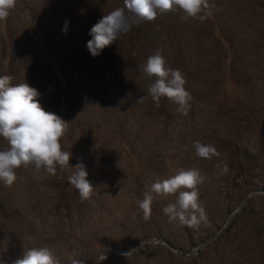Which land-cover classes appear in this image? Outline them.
I'll list each match as a JSON object with an SVG mask.
<instances>
[{
    "label": "rangeland",
    "instance_id": "1",
    "mask_svg": "<svg viewBox=\"0 0 264 264\" xmlns=\"http://www.w3.org/2000/svg\"><path fill=\"white\" fill-rule=\"evenodd\" d=\"M209 4L203 22L162 14L93 57L91 27L123 0H16L0 20V75L26 81L68 122L60 143L71 159L55 174L30 165L0 182V260L49 247L62 264H264V0ZM157 50L186 80L187 114L148 95L155 78L142 68ZM197 140L219 155L195 156ZM78 163L94 186L87 200L69 183ZM179 168L206 177V221L170 222L174 195L155 196L145 220L146 185Z\"/></svg>",
    "mask_w": 264,
    "mask_h": 264
},
{
    "label": "clouds",
    "instance_id": "2",
    "mask_svg": "<svg viewBox=\"0 0 264 264\" xmlns=\"http://www.w3.org/2000/svg\"><path fill=\"white\" fill-rule=\"evenodd\" d=\"M16 0H0V20H5L15 7ZM209 0H123V7L112 10L94 24L87 41V49L93 57L126 34L134 24L153 22L159 15L169 12L182 13L181 20L199 19L201 22L212 15ZM68 22L62 31L66 34ZM143 73L154 77L148 88V95L159 105L162 98L176 105V111L187 114L190 108L191 94L186 90V80L179 69L167 65L166 59L157 50L150 55L142 68ZM11 75H0V138L7 147L0 150V182L11 186L17 179L16 170L34 166L39 171L55 174L57 168L69 167L71 152L64 151L60 143L67 132L68 122L54 112L46 111L40 103L39 91L26 81L14 84ZM144 97L138 101L142 102ZM195 156L210 159L219 155L212 145L200 141L192 143ZM187 148V145L185 146ZM69 183L79 193L81 200H87L93 192V185L87 179L88 172L82 163L74 167ZM227 165L223 172L227 173ZM206 177L197 168H179L175 174L157 179L146 185L139 208L144 219L151 215V206L155 196H176L174 202L163 208L169 221H177L188 227H198L206 221V211L200 201L199 185ZM131 252L125 253L128 256ZM108 257L103 255L100 261ZM0 264H5L0 260ZM11 264H62L60 258L49 247H32L24 250L21 257ZM71 264H85L80 259H72Z\"/></svg>",
    "mask_w": 264,
    "mask_h": 264
}]
</instances>
